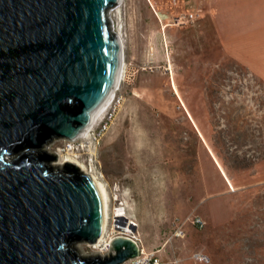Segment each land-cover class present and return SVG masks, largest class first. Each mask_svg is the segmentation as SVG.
I'll return each mask as SVG.
<instances>
[{
	"label": "rangeland",
	"instance_id": "rangeland-1",
	"mask_svg": "<svg viewBox=\"0 0 264 264\" xmlns=\"http://www.w3.org/2000/svg\"><path fill=\"white\" fill-rule=\"evenodd\" d=\"M208 1L121 0L110 19L123 41L116 85L122 105L104 131L105 112L84 137L45 149L58 157L50 162L55 170L54 163L70 158L104 186L107 233L120 235L116 228L131 223L142 247L161 249L166 263L194 264L190 254L202 251L210 264H264V159L224 172L211 151L209 113L259 115L256 105L263 101L255 93L264 84V29L223 49L210 26ZM196 11L198 20L176 24ZM233 65L246 73L241 82L229 72ZM237 85L249 91L238 98L230 89ZM118 213L124 220H117ZM191 214L205 227L188 226L184 239L165 244L171 221ZM74 247L83 258L97 254L84 243Z\"/></svg>",
	"mask_w": 264,
	"mask_h": 264
},
{
	"label": "water",
	"instance_id": "water-1",
	"mask_svg": "<svg viewBox=\"0 0 264 264\" xmlns=\"http://www.w3.org/2000/svg\"><path fill=\"white\" fill-rule=\"evenodd\" d=\"M119 3L0 0V264H124L138 254L125 237L103 256L76 252L101 237V194L77 164L51 167L58 157L45 149L77 141L116 88L123 50L109 16Z\"/></svg>",
	"mask_w": 264,
	"mask_h": 264
},
{
	"label": "trees",
	"instance_id": "trees-1",
	"mask_svg": "<svg viewBox=\"0 0 264 264\" xmlns=\"http://www.w3.org/2000/svg\"><path fill=\"white\" fill-rule=\"evenodd\" d=\"M229 72L234 73L238 77L239 82L246 74L244 69L237 65H233ZM230 89L231 93L236 94L238 98L242 97L244 92L249 91V87L244 85H237L234 88L230 87ZM213 92V90L209 89L207 94L210 108L213 105ZM255 94L258 96L257 102L263 101L261 104L256 105V113L259 115L247 114L242 110L238 113L221 111L218 114L211 109L209 111L212 123L214 122L211 151L226 173L250 169L258 161L264 159L263 83L258 85V91Z\"/></svg>",
	"mask_w": 264,
	"mask_h": 264
},
{
	"label": "built area",
	"instance_id": "built-area-1",
	"mask_svg": "<svg viewBox=\"0 0 264 264\" xmlns=\"http://www.w3.org/2000/svg\"><path fill=\"white\" fill-rule=\"evenodd\" d=\"M201 12L196 11L194 13H187L181 17H178L176 19V24L177 25H185L189 23H193L194 21L198 20L201 18ZM110 20V26L112 30H115L114 27L112 26V22L109 16ZM117 30V29H116ZM118 86H116L108 107L103 115V120L101 121L100 124H102L101 128L99 131H104L108 123L111 122L113 119L114 115L117 113L118 109L123 103V98L121 95L117 94L116 92ZM115 216V215H114ZM114 216L112 218V221L114 222ZM188 226H191L197 230H202L205 227V221L198 215H188L183 219L175 218L171 221L170 223V229L166 237L165 244H169L175 240H182L186 236V229ZM126 228H129L128 224L126 225ZM116 237H125L130 239L136 246L138 250V254L136 257L128 260L124 264H179V261L177 259H173L171 262H165L164 259L160 255L161 249L157 250H152V251H146L136 236L134 232V226L131 228L129 232H122L120 235H113L107 233V231L104 234V237L100 240L98 243L91 244V248L95 249L97 251L96 255H106L110 250V242L112 239ZM90 246V245H89ZM162 248V247H161ZM189 259L192 260L194 264H210V257L206 253L202 251H193Z\"/></svg>",
	"mask_w": 264,
	"mask_h": 264
},
{
	"label": "crops",
	"instance_id": "crops-1",
	"mask_svg": "<svg viewBox=\"0 0 264 264\" xmlns=\"http://www.w3.org/2000/svg\"><path fill=\"white\" fill-rule=\"evenodd\" d=\"M208 16L213 34L227 49L264 29V0H209Z\"/></svg>",
	"mask_w": 264,
	"mask_h": 264
},
{
	"label": "bare ground",
	"instance_id": "bare-ground-1",
	"mask_svg": "<svg viewBox=\"0 0 264 264\" xmlns=\"http://www.w3.org/2000/svg\"><path fill=\"white\" fill-rule=\"evenodd\" d=\"M117 34H119V33L117 32ZM117 36H118V38H119V40H120V42L122 44V50H123V41H122V38H121L120 34L117 35ZM123 66H124V61H123V55H122V61H121V64H120V69H119V72H118L116 85L118 84V82L120 80V76H121V72L123 70ZM112 94H113V92L110 94V96H109L106 104L104 105V107L93 116V118L91 119V122H90V124H89L88 127H90L91 125H94L98 120L101 119V116L103 115V113L106 111V109L108 107V104H109V101H110V98H111ZM87 132L88 131H85V133L83 134V137L87 134ZM66 162H73V163L77 164L78 167L80 168V170L83 173L88 174L87 172L84 171L82 165H80L79 163H77L76 161H74V160H72L70 158L61 159L60 162L54 163L53 165H54L55 168H60ZM92 178L96 181V183L98 185V188H99V191H100V194H101V198H102L103 210H104L103 211L104 221H103V227H102L103 229H102V232H101L100 239L96 242V243H98V242H100V240L102 239V237H104V234H105L106 229H107L106 228V226H107V215H108V213H107V208H108V204H107V193H106V190H105L104 186L94 176H92ZM116 218H117L118 221L124 220V217L120 213L116 214ZM128 226H129V228H126V227L125 228H119V227H117L116 229H118V230H120L122 232H129L130 231V227L132 228L131 223H128Z\"/></svg>",
	"mask_w": 264,
	"mask_h": 264
}]
</instances>
